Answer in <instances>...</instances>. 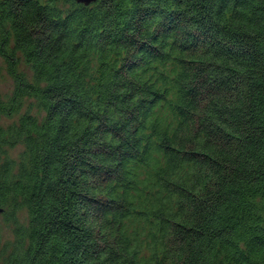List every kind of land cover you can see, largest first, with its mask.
Returning a JSON list of instances; mask_svg holds the SVG:
<instances>
[{
    "label": "trees",
    "instance_id": "16d2710c",
    "mask_svg": "<svg viewBox=\"0 0 264 264\" xmlns=\"http://www.w3.org/2000/svg\"><path fill=\"white\" fill-rule=\"evenodd\" d=\"M0 56V264H264V0H0Z\"/></svg>",
    "mask_w": 264,
    "mask_h": 264
},
{
    "label": "rangeland",
    "instance_id": "374dc122",
    "mask_svg": "<svg viewBox=\"0 0 264 264\" xmlns=\"http://www.w3.org/2000/svg\"><path fill=\"white\" fill-rule=\"evenodd\" d=\"M21 67L24 70H28L30 71L27 67L26 64L24 62L21 63ZM13 89V78L10 75V73L8 72L7 69V64L5 63V61L3 60V58L0 56V97L1 98H7ZM12 119H6V122H11ZM20 147L21 146H17L14 148H11L9 153L14 156L17 157L19 151H20ZM19 217L22 221L25 220L26 218V211H23L21 213H19ZM0 223L2 224V230H3V235H4V239H10L13 236V224L7 223L4 220V217L1 216L0 217Z\"/></svg>",
    "mask_w": 264,
    "mask_h": 264
},
{
    "label": "water",
    "instance_id": "95a60500",
    "mask_svg": "<svg viewBox=\"0 0 264 264\" xmlns=\"http://www.w3.org/2000/svg\"><path fill=\"white\" fill-rule=\"evenodd\" d=\"M77 2H80V3H85V4H90L96 0H76Z\"/></svg>",
    "mask_w": 264,
    "mask_h": 264
}]
</instances>
